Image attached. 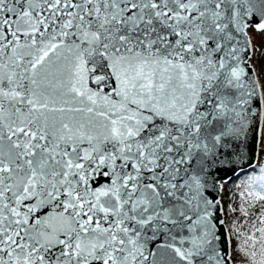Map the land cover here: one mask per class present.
<instances>
[{
	"label": "snow or ice",
	"instance_id": "obj_1",
	"mask_svg": "<svg viewBox=\"0 0 264 264\" xmlns=\"http://www.w3.org/2000/svg\"><path fill=\"white\" fill-rule=\"evenodd\" d=\"M0 264H264V0H0Z\"/></svg>",
	"mask_w": 264,
	"mask_h": 264
},
{
	"label": "trees",
	"instance_id": "obj_2",
	"mask_svg": "<svg viewBox=\"0 0 264 264\" xmlns=\"http://www.w3.org/2000/svg\"><path fill=\"white\" fill-rule=\"evenodd\" d=\"M228 195H229V193L226 191V192H225V197H224V199H225V203H227V197H228Z\"/></svg>",
	"mask_w": 264,
	"mask_h": 264
},
{
	"label": "water",
	"instance_id": "obj_3",
	"mask_svg": "<svg viewBox=\"0 0 264 264\" xmlns=\"http://www.w3.org/2000/svg\"><path fill=\"white\" fill-rule=\"evenodd\" d=\"M256 151H258V149L257 148H255V147H253V152H256ZM255 158L253 159V164H255Z\"/></svg>",
	"mask_w": 264,
	"mask_h": 264
}]
</instances>
